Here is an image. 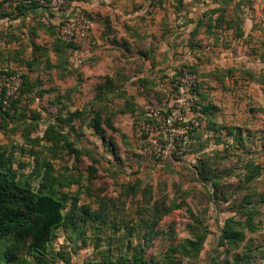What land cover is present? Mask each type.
<instances>
[{
  "label": "rangeland",
  "instance_id": "374dc122",
  "mask_svg": "<svg viewBox=\"0 0 264 264\" xmlns=\"http://www.w3.org/2000/svg\"><path fill=\"white\" fill-rule=\"evenodd\" d=\"M31 2L0 0V72L30 79L29 93L19 92L0 107V149L12 157L16 180L35 191L50 162L51 176L59 179L54 188L69 198L67 209L76 199L103 212L105 221L83 231L57 229L47 254H29L22 247L17 264H93L105 258L133 264L146 238L144 254L152 264H264V0H248L256 5L255 37L244 36L250 28L241 20L246 2L235 0L234 9L223 10L235 27L227 25L232 34H223L221 45L229 52L208 55L201 50L202 38L198 55L171 57L164 68L156 54L172 44L174 25L168 22L154 33L145 30L143 37L132 28L130 45L101 24L103 36L93 43L96 21L89 17L86 38L68 49L56 40L54 27L43 23V11L19 16L15 4ZM163 7L164 0L148 11L146 28L155 25ZM77 50L79 67L74 66ZM204 105L212 113L202 117ZM91 109L100 110L115 130L103 125L102 136L96 135L89 127ZM75 111L82 112L79 119L59 124L57 115L66 119ZM51 125L57 126L52 142L44 136ZM231 129L233 136L227 134ZM202 166L207 178L200 175ZM248 168L256 178L247 182ZM247 198L251 204L245 209ZM157 204L170 212L154 229L157 234L149 235L144 222L152 221ZM246 217L255 227L242 230L239 245L220 240L226 220L245 223ZM199 238L203 244L195 256L173 255L172 246ZM9 246L0 244L1 260ZM235 254L244 255L241 262Z\"/></svg>",
  "mask_w": 264,
  "mask_h": 264
},
{
  "label": "trees",
  "instance_id": "16d2710c",
  "mask_svg": "<svg viewBox=\"0 0 264 264\" xmlns=\"http://www.w3.org/2000/svg\"><path fill=\"white\" fill-rule=\"evenodd\" d=\"M36 8L37 4L31 2L29 4L21 3L16 9L21 17L26 16L27 12H34ZM44 14L48 18L52 16V14L46 10ZM86 17L89 18L87 15ZM56 40L67 46L68 49H74L72 44L61 41L57 36ZM1 73L13 74L14 72L12 73L11 71L4 70ZM22 79L23 83L20 87L21 95L27 94L30 91L29 77L22 76ZM100 90L102 92L105 89L100 88ZM16 103L17 102H14V105ZM1 106L2 104L0 103V107ZM210 112V105H204L199 110V115L203 117ZM90 114L92 116L89 127L96 135L102 136L104 132L102 128L103 125L111 131L115 130L110 119H102L100 110L91 109ZM81 115L82 112L75 111L73 113H69L67 116L68 118L66 119H62L63 117L61 115H57L59 118L56 119L59 124H66L70 126L73 120L79 119ZM56 128L57 126L54 125L49 126V129L47 128L48 130L44 134L47 139L46 141H55V137L57 136L53 133H55L54 130ZM233 131L234 130L231 129L227 132V134L233 136ZM51 133L52 136L49 138L48 135ZM57 135L60 134L57 133ZM59 138L63 141L66 140L64 136H59ZM49 163L46 165L47 171L43 173L40 186L37 191H35L30 186L22 184L16 180V172L13 168L12 157L7 153L6 149H0V244L4 241L10 243V246L2 252V258L7 259V261L11 260L13 263L17 264L18 261H15L17 259L16 252H18V250L22 247L26 248L29 254H38L41 256L47 254L48 245L50 244L52 237L54 236V232L57 229L69 228L75 230V228L81 226L83 231L86 230L89 225L92 226L94 223H104L105 221L103 212H96L87 204L79 205L76 199L72 200V203H70V206L67 209V202L69 201V198L54 188L55 184L59 183V179H55L51 176V172H49L51 171V164ZM203 170L202 166L200 175L207 178L208 176L204 174ZM254 178H256L255 170L248 168L244 179L248 182ZM247 199L248 201H246L245 206H243L245 209H248L247 206H250L251 204L249 198ZM151 210L152 221L148 224L144 222V227L147 231H149V235L157 234V232L153 233L154 229L158 226V223L162 220V218L170 212V210L159 204L152 206ZM251 214V211L248 210V217L251 216ZM245 221V223H242L241 220L235 221L234 218L226 220L225 226L220 230V240H224V242L228 243L232 247L239 245V242L244 239L242 230L246 228L253 232L255 227L252 219L246 217ZM143 242L140 244L139 252L133 255V264H152L147 261L143 249V245L146 244L147 238L146 240L144 239ZM202 244L203 239L200 238L197 239L196 242L185 240L184 244L172 246V253L173 255L178 254L180 258L185 256L193 257L197 254V252H199V247ZM249 250L250 248H248V251ZM186 251L187 253H184ZM173 255L172 263H175L173 259L177 260V258H173ZM243 258L244 255L242 254H235L233 256L236 263L241 262ZM2 260L0 258V264H3ZM99 262L116 264V262H113L108 258L99 260ZM122 264L128 263H126L125 260H122Z\"/></svg>",
  "mask_w": 264,
  "mask_h": 264
},
{
  "label": "crops",
  "instance_id": "0c3cea01",
  "mask_svg": "<svg viewBox=\"0 0 264 264\" xmlns=\"http://www.w3.org/2000/svg\"><path fill=\"white\" fill-rule=\"evenodd\" d=\"M71 1L77 8L82 9L87 16L96 21L90 36V40H92L93 43H95L94 41L99 37L103 36L101 33L103 31V28L100 26L101 24H105V29H107V31L115 29L116 35L120 37V42H128L129 45L132 40H130V36H127V32L136 26V29H138L136 33H138L140 37H143L145 35V30L148 29V33H154L160 27L162 22H168L171 26L174 25V28L170 30V32H172V44L170 46L162 45L156 54L157 57L162 58L159 61V64H163L161 66L158 64L161 68L167 67L168 64H170L171 57L183 56L187 58L198 55L197 47H199V44L197 43L202 41V38H205V43L202 42L203 47L201 50L207 52L208 55H225L228 50H225L221 45L224 40L223 34H232L226 30V26L231 25L229 29L235 31V27H232V22L228 21L230 18L225 16L223 13L224 9H227L230 12V9H234L236 7L237 4L235 3V0H233L234 2L229 6H226L222 0H164L163 14L161 15L162 17L160 15L155 16V25L150 28H146V26H150L151 24L149 22H145V18H148L147 15L150 0ZM240 1L241 0H238L239 3ZM244 2L240 3H244L241 5L243 8L242 12L244 13L241 20H243L248 27H250L244 32V36L247 38L255 37L257 34L251 29H253V25L257 20L255 19L257 14V12H255L256 5L254 2L253 4H250L248 0H244ZM38 11L39 13L42 11L45 13V9L38 6L34 12L29 13L37 14ZM29 13L27 12L26 15ZM63 16V14L56 13L52 14L50 18L57 21ZM163 17H166L167 20ZM237 20H239V18ZM220 22L224 23L223 25H226L223 27L222 25L217 26ZM147 23L149 24L146 25ZM136 33L134 32V34ZM194 33L198 34V38H192ZM202 34H206L207 36H202ZM218 38H220V42ZM182 40L184 44H179ZM135 41H138L137 37L135 38ZM262 41L264 42V36ZM76 52L73 55L75 59H77L74 66L79 67L81 66V60H79L80 56L78 55L80 50H77ZM84 55L87 56L90 54L85 50ZM166 58H170L169 62Z\"/></svg>",
  "mask_w": 264,
  "mask_h": 264
},
{
  "label": "built area",
  "instance_id": "2783aa9c",
  "mask_svg": "<svg viewBox=\"0 0 264 264\" xmlns=\"http://www.w3.org/2000/svg\"><path fill=\"white\" fill-rule=\"evenodd\" d=\"M161 1L162 0H150L149 10H157L161 5ZM27 2L28 1H25V3ZM35 3L40 8H47L45 10L51 14L60 13L64 15L60 20H57L56 23H52V20L48 17L43 19L44 24L54 27V32L61 41L72 44L73 46H78L79 43L86 38L88 31L92 27L91 20L87 18L85 12L77 8L71 0H35ZM20 4L21 3H16L15 6L17 7ZM261 20L264 24V12L261 15ZM21 84V74L0 72V103L2 107L8 106L17 98ZM156 115L157 114H155V116ZM93 264L109 263L95 262Z\"/></svg>",
  "mask_w": 264,
  "mask_h": 264
}]
</instances>
